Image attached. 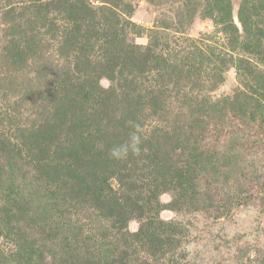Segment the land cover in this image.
Wrapping results in <instances>:
<instances>
[{"label":"trees","instance_id":"obj_1","mask_svg":"<svg viewBox=\"0 0 264 264\" xmlns=\"http://www.w3.org/2000/svg\"><path fill=\"white\" fill-rule=\"evenodd\" d=\"M100 1L0 0L13 83L35 63L27 84L38 90L36 107L24 115L16 105L8 130L0 127V235L13 245L0 247V264H147L134 244L152 253L162 242L150 213L166 182L144 127L170 96L167 83L149 84L165 62L134 42L124 0ZM41 34L57 41L53 50ZM133 132L140 154L112 158ZM181 176L173 173L178 187ZM133 218L142 222L131 232ZM107 242L122 244L107 250Z\"/></svg>","mask_w":264,"mask_h":264},{"label":"rangeland","instance_id":"obj_2","mask_svg":"<svg viewBox=\"0 0 264 264\" xmlns=\"http://www.w3.org/2000/svg\"><path fill=\"white\" fill-rule=\"evenodd\" d=\"M124 2L121 16L138 27L134 42L165 62L149 84L170 89L164 111L144 127L153 131L166 182L150 213L163 239L152 253L134 244L136 256L147 264H264V0ZM8 24L0 10V127L7 130L12 108L26 115L38 104L31 105L33 80L27 84L35 63L13 83L3 54ZM179 168L180 187L173 177ZM141 222L129 220V230ZM108 243L107 250L122 244ZM0 247L13 249L2 235Z\"/></svg>","mask_w":264,"mask_h":264},{"label":"clouds","instance_id":"obj_3","mask_svg":"<svg viewBox=\"0 0 264 264\" xmlns=\"http://www.w3.org/2000/svg\"><path fill=\"white\" fill-rule=\"evenodd\" d=\"M142 138L137 132H133L128 143L114 147L110 150V155L115 159H126L131 153L133 155H139L141 151Z\"/></svg>","mask_w":264,"mask_h":264}]
</instances>
